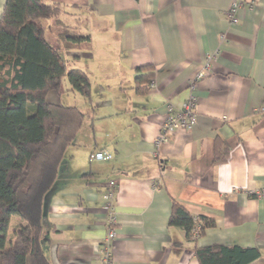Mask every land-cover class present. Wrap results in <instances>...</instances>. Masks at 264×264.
<instances>
[{
	"label": "crops",
	"instance_id": "obj_1",
	"mask_svg": "<svg viewBox=\"0 0 264 264\" xmlns=\"http://www.w3.org/2000/svg\"><path fill=\"white\" fill-rule=\"evenodd\" d=\"M46 1L65 7L59 21L70 33L90 37L67 44L49 34L68 67L85 70L92 91L101 90L84 109L79 103L86 117L45 196L50 262L199 264L195 244L221 243L257 247L260 256L247 264H264V0ZM234 5L238 22L228 13ZM214 52L209 74L191 90L188 81ZM145 73L156 85L140 94L136 78ZM191 94L195 124L157 146L167 105L179 108ZM47 98L71 105L55 91ZM100 150L113 158L94 159ZM110 180L112 223L103 197ZM174 202L215 224L188 240L169 225Z\"/></svg>",
	"mask_w": 264,
	"mask_h": 264
},
{
	"label": "trees",
	"instance_id": "obj_2",
	"mask_svg": "<svg viewBox=\"0 0 264 264\" xmlns=\"http://www.w3.org/2000/svg\"><path fill=\"white\" fill-rule=\"evenodd\" d=\"M65 12L62 4L46 0H6L0 16V264H52L42 244L44 200L86 113L77 105L50 102L47 96L51 91L60 95L67 77L68 91L91 100L89 74L69 68L59 46L49 39L57 32L67 44L89 41L59 21ZM151 69V64L142 65L137 71ZM152 76L136 78L138 93L151 88ZM214 224L177 202L172 205L169 225L183 228L190 241L197 240L192 233L198 225L203 234ZM194 254L199 264H247L260 250L195 244Z\"/></svg>",
	"mask_w": 264,
	"mask_h": 264
},
{
	"label": "built area",
	"instance_id": "obj_3",
	"mask_svg": "<svg viewBox=\"0 0 264 264\" xmlns=\"http://www.w3.org/2000/svg\"><path fill=\"white\" fill-rule=\"evenodd\" d=\"M237 6H232L228 11L229 17L232 22H238V18L235 14ZM218 52H214L213 54L208 56V60L206 64L202 66V68L188 81V86L191 90L196 88V82L206 76L210 72V67L213 60L216 58ZM156 83L151 81L150 87H155ZM197 97L194 94H191L179 108L175 107L173 104L169 103L167 105V113L165 115L163 125L159 135L157 136L156 145L159 146L162 143H166L170 141L176 132L180 129L189 130L196 122V106H197ZM260 111L264 112V107L259 108ZM94 159L102 160V159H112L113 154L109 151L100 150L92 155ZM116 181L110 180L108 183V189L104 192L103 197L107 201V208L109 210V221L112 223L115 221V190H116ZM264 194V188L258 194L259 196ZM201 235V228L198 225L192 236L194 239H198ZM116 237V230L114 227H111L108 231L106 243L109 245L112 239ZM110 253L106 254V262L109 263Z\"/></svg>",
	"mask_w": 264,
	"mask_h": 264
},
{
	"label": "rangeland",
	"instance_id": "obj_4",
	"mask_svg": "<svg viewBox=\"0 0 264 264\" xmlns=\"http://www.w3.org/2000/svg\"><path fill=\"white\" fill-rule=\"evenodd\" d=\"M68 85V86H67ZM66 87H69V82L67 77L63 79L62 85H61V94L59 95L61 99L71 105H77L79 106V103L82 105L83 109L88 106L91 102L84 97H82L78 92L72 93L71 91H68ZM97 94H101V90H95L92 91L91 89V98L94 99V97ZM99 97H102L99 95ZM105 98L101 99L100 101H104ZM96 101V100H95Z\"/></svg>",
	"mask_w": 264,
	"mask_h": 264
}]
</instances>
